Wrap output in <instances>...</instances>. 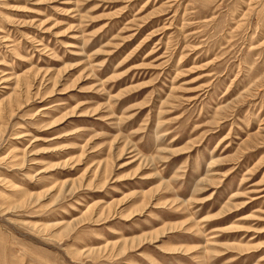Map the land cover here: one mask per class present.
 Segmentation results:
<instances>
[{
  "label": "rangeland",
  "instance_id": "374dc122",
  "mask_svg": "<svg viewBox=\"0 0 264 264\" xmlns=\"http://www.w3.org/2000/svg\"><path fill=\"white\" fill-rule=\"evenodd\" d=\"M0 264H264V0H0Z\"/></svg>",
  "mask_w": 264,
  "mask_h": 264
}]
</instances>
